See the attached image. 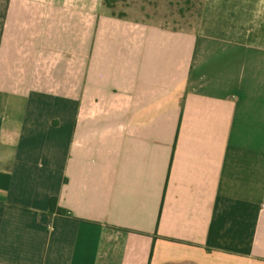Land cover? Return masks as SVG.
<instances>
[{
	"label": "crops",
	"instance_id": "crops-1",
	"mask_svg": "<svg viewBox=\"0 0 264 264\" xmlns=\"http://www.w3.org/2000/svg\"><path fill=\"white\" fill-rule=\"evenodd\" d=\"M0 264H264V47L0 0Z\"/></svg>",
	"mask_w": 264,
	"mask_h": 264
},
{
	"label": "rangeland",
	"instance_id": "rangeland-1",
	"mask_svg": "<svg viewBox=\"0 0 264 264\" xmlns=\"http://www.w3.org/2000/svg\"><path fill=\"white\" fill-rule=\"evenodd\" d=\"M117 16L264 47V0H111Z\"/></svg>",
	"mask_w": 264,
	"mask_h": 264
},
{
	"label": "trees",
	"instance_id": "trees-1",
	"mask_svg": "<svg viewBox=\"0 0 264 264\" xmlns=\"http://www.w3.org/2000/svg\"><path fill=\"white\" fill-rule=\"evenodd\" d=\"M105 6H107L108 8H111L112 7V1L111 0H105ZM113 16H116V15L113 14ZM118 17L119 18H124L125 16L124 15H119ZM207 36H211V37H215V38H218V39L226 40L221 35H218V36H215V35H207ZM239 43H241V44H253L254 41H253V39H251L249 37L246 41H240ZM51 205H52V209L54 210L55 200L51 201Z\"/></svg>",
	"mask_w": 264,
	"mask_h": 264
}]
</instances>
